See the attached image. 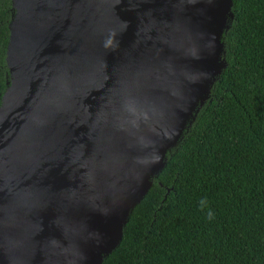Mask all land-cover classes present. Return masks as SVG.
<instances>
[{"label":"water","instance_id":"water-1","mask_svg":"<svg viewBox=\"0 0 264 264\" xmlns=\"http://www.w3.org/2000/svg\"><path fill=\"white\" fill-rule=\"evenodd\" d=\"M230 4L11 0L0 264H102L225 66Z\"/></svg>","mask_w":264,"mask_h":264},{"label":"trees","instance_id":"trees-1","mask_svg":"<svg viewBox=\"0 0 264 264\" xmlns=\"http://www.w3.org/2000/svg\"><path fill=\"white\" fill-rule=\"evenodd\" d=\"M230 13L224 68L102 264H264V0ZM12 15L0 0V100Z\"/></svg>","mask_w":264,"mask_h":264},{"label":"clouds","instance_id":"clouds-1","mask_svg":"<svg viewBox=\"0 0 264 264\" xmlns=\"http://www.w3.org/2000/svg\"><path fill=\"white\" fill-rule=\"evenodd\" d=\"M112 45V39L111 38H109L106 42H105V47L107 48V47H110ZM157 162H158V160H157ZM202 204H203V202H202ZM211 213H209V216L211 217Z\"/></svg>","mask_w":264,"mask_h":264}]
</instances>
